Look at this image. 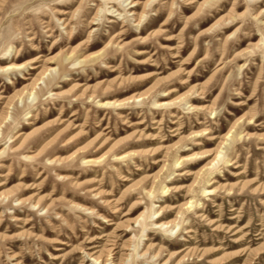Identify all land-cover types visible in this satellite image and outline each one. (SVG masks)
<instances>
[{
	"label": "rangeland",
	"instance_id": "rangeland-1",
	"mask_svg": "<svg viewBox=\"0 0 264 264\" xmlns=\"http://www.w3.org/2000/svg\"><path fill=\"white\" fill-rule=\"evenodd\" d=\"M0 264H264V0H0Z\"/></svg>",
	"mask_w": 264,
	"mask_h": 264
},
{
	"label": "bare ground",
	"instance_id": "bare-ground-1",
	"mask_svg": "<svg viewBox=\"0 0 264 264\" xmlns=\"http://www.w3.org/2000/svg\"><path fill=\"white\" fill-rule=\"evenodd\" d=\"M49 30V29H48ZM34 61H36V59H31L29 62L30 63H32V62H34ZM7 68L9 69V68H12V66H7ZM5 69V68H4ZM47 74V70H45L43 73H41L40 74V76L37 78V79H35V81H34V83H33V87H32V89L36 86V84H38L39 83V81L40 80H42V79H44V76ZM218 154H220V153H218ZM217 157V156H216ZM109 221L111 220V219H108ZM159 225H169V222H163V223H161V224H159ZM96 260H99V258H97Z\"/></svg>",
	"mask_w": 264,
	"mask_h": 264
}]
</instances>
